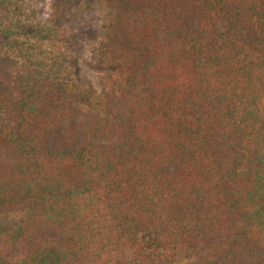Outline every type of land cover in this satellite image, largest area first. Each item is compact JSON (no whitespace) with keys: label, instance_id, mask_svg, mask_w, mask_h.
Returning <instances> with one entry per match:
<instances>
[{"label":"trees","instance_id":"trees-1","mask_svg":"<svg viewBox=\"0 0 264 264\" xmlns=\"http://www.w3.org/2000/svg\"><path fill=\"white\" fill-rule=\"evenodd\" d=\"M104 1L89 111L71 0H0V264H264V0Z\"/></svg>","mask_w":264,"mask_h":264},{"label":"rangeland","instance_id":"rangeland-1","mask_svg":"<svg viewBox=\"0 0 264 264\" xmlns=\"http://www.w3.org/2000/svg\"><path fill=\"white\" fill-rule=\"evenodd\" d=\"M28 16L31 21L47 24L49 0H28ZM113 13V9L104 0H71L64 17L67 30L82 46L81 52L68 53L67 67L71 75L70 87L86 93L84 100L77 105L94 111V102L101 91L100 81L107 75L122 77L125 68L121 65L105 66L91 60V51L102 39L103 24ZM20 212L5 213L6 219L19 218ZM163 230H154L140 236L141 239L155 241L162 237ZM174 264H188L187 261Z\"/></svg>","mask_w":264,"mask_h":264}]
</instances>
